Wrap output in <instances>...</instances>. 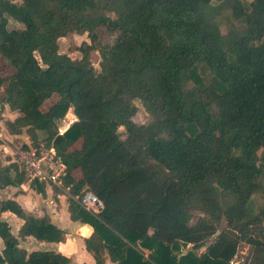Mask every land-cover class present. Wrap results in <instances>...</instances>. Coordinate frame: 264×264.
Here are the masks:
<instances>
[{
	"label": "trees",
	"instance_id": "obj_1",
	"mask_svg": "<svg viewBox=\"0 0 264 264\" xmlns=\"http://www.w3.org/2000/svg\"><path fill=\"white\" fill-rule=\"evenodd\" d=\"M211 2L0 0V55L13 68L0 76V108L21 114L7 128L25 129L33 143L45 132L43 147L64 166L54 191L67 190L69 218L90 228L83 243L95 264L105 256L116 264H264V207L248 206L255 191L264 193L257 154L264 150V0H222L243 20L225 35ZM9 18L23 27L8 29ZM99 27L116 32L115 40L95 47ZM69 32L90 40L78 61L58 52L57 39ZM198 64L211 73L208 83ZM134 100L147 123L133 121ZM69 108L76 120L58 134ZM24 177L15 162L0 166V188ZM44 184L52 183L31 182L37 192ZM84 191L100 200L97 212L81 205ZM2 212L22 220L16 235ZM181 230L189 234L180 238ZM26 237L60 242L64 230L2 199L0 264L70 263L59 251L20 247ZM240 244L248 253L235 262Z\"/></svg>",
	"mask_w": 264,
	"mask_h": 264
},
{
	"label": "rangeland",
	"instance_id": "obj_2",
	"mask_svg": "<svg viewBox=\"0 0 264 264\" xmlns=\"http://www.w3.org/2000/svg\"><path fill=\"white\" fill-rule=\"evenodd\" d=\"M16 3H21L22 0H13ZM243 3L245 5L248 4V2L250 0H242ZM211 4L213 6H220V8H215L214 9V18L220 28V31L223 35L226 34L227 30L232 29V28H237L240 29L241 27H243V20L240 19H235L231 12L230 9L225 6V4L222 2V0H212ZM110 17H114V13L113 12H108L107 13ZM23 25L11 18L8 19V23H7V28L11 29V28H22ZM97 41L95 42L94 46L95 47H99V45L101 44H106V43H112L115 38H116V32H112L109 31L107 29H105L104 27H99L97 29ZM85 43H90V40L87 37V33L86 32H69L67 33L65 36L59 37L57 39V44H58V52L59 53H64L67 54L71 59L78 61L81 59L82 57V51L80 50V47L82 45H84ZM37 56V54H36ZM88 59L89 62L91 63V65L94 67V69L96 71H99V54L98 51H94L91 50L88 53ZM13 72V68L11 67V65L9 64V62L4 59L1 55H0V76L1 77H7L9 76L11 73ZM197 73L199 75V77L201 78L202 82L204 83H208L211 80V73L209 72L208 68L206 66H204L203 64H198V69H197ZM190 84H192V82L190 81ZM2 89V86H0V91ZM58 97L57 94H52L51 97H49L47 100H45L43 102V104L40 106L41 110H45L54 100H56V98ZM134 104L137 106V111L134 114V116L132 117L133 121H135L136 123H147L151 117L149 115V113L144 109V107L142 106L141 102L139 100H134ZM12 114L14 115V117H18L21 114L18 112H14V111H10V110H3L2 107L0 108V124L2 127V132L8 134V132L6 131L7 129V121L6 119H8V117H10L9 115ZM70 111L69 113L64 116L63 119L68 120V118H70ZM62 120V119H61ZM59 120L56 122V130L58 131V126L62 124V121ZM118 132L120 133L121 137L124 138L126 136L125 130L122 126H120L118 128ZM19 138L17 139H12L9 140L8 138H4L3 140H0V166L1 164L4 162V160H9L8 163L13 162V156H12V151L19 148V147H24V145L28 142L30 143L33 147L38 148L40 146H44L45 145V137L46 134L45 132L42 131H37L36 132V136L37 139L35 140V142H31V140H29V134L26 132L25 129L21 130ZM6 137V136H5ZM27 138V142L26 141ZM80 146V141H77L73 144L72 148H78ZM258 156H259V160L261 162H264V150L259 149L257 152ZM14 163V162H13ZM79 173V170H78ZM75 177H77L79 174H77V172L74 173ZM26 178L24 177V182H26ZM23 182V183H24ZM31 183V182H30ZM12 194V190L10 191L9 188H5V189H0V201L6 197H9ZM40 197V196H38ZM68 198H69V194L67 192L66 189H64V191H62L61 194L59 195H55L54 192L50 193L48 192V194H46V192L42 195L41 198H37L35 197V195L30 194L29 197L26 198L25 203L30 206L31 208L35 210L34 215L38 216V214H41V212H48L51 213L55 216V220H57L60 225H58L59 227H61L62 229L65 228V232H64V237L63 240L61 241V245L60 247H64L67 249L72 250L75 254L81 250V244H80V239L79 236L81 237L84 233H85V228L81 227V225L76 224V226H73L74 224H71L67 219L66 216L64 214V210L67 209L68 210ZM50 199V200H49ZM52 200V201H51ZM51 204V205H49ZM57 204V205H55ZM249 208L254 211L257 212L259 209L264 207V193L262 190H257L255 191L249 200L248 203ZM36 208V209H35ZM11 214H7L6 218L8 220H10ZM192 220L191 223H193L195 221V218ZM67 220V221H66ZM11 221V228L13 230V232H16V224ZM200 231V230H199ZM79 234V235H78ZM187 231L186 230H181L180 234L178 235L180 238H183V236H186ZM1 241V240H0ZM42 243V244H40ZM47 245L46 248H51L54 249V247H50V245H58V242H45V241H35L34 238L29 237L23 240L19 241V245L21 247L26 248L27 250H32V249H37V248H42L44 245ZM83 244V242H82ZM191 247L190 244H181V250L185 251L187 249H189ZM248 249L249 247L246 244H240L237 250V254L234 257V261L235 262H239L242 259H244L248 253ZM55 250V249H54ZM202 249H199L197 251V253H199ZM147 252V251H145ZM74 255V254H73ZM71 264H78L75 263L74 261ZM84 264V263H82Z\"/></svg>",
	"mask_w": 264,
	"mask_h": 264
},
{
	"label": "built area",
	"instance_id": "obj_3",
	"mask_svg": "<svg viewBox=\"0 0 264 264\" xmlns=\"http://www.w3.org/2000/svg\"><path fill=\"white\" fill-rule=\"evenodd\" d=\"M70 111L68 120L62 118V124L58 126V134L63 133L75 120L72 108H69L65 116ZM12 161L17 163L23 171L26 182H44L60 185V176L64 166L55 156L54 149L44 148L43 145L35 148L32 145L19 147L12 151ZM81 205L88 211L97 212L101 208L100 200L91 192L84 191L80 199Z\"/></svg>",
	"mask_w": 264,
	"mask_h": 264
},
{
	"label": "crops",
	"instance_id": "obj_4",
	"mask_svg": "<svg viewBox=\"0 0 264 264\" xmlns=\"http://www.w3.org/2000/svg\"><path fill=\"white\" fill-rule=\"evenodd\" d=\"M2 109L3 110L6 109L7 111L9 110L8 107H7V105H5V104L2 106ZM9 116L10 117H8V119H6V120H13L15 118L14 115H12V114H10ZM0 126H1V124H0ZM6 131L8 132V134L2 132V127H0V140H3V137L4 138H8L9 140H12L13 138L14 139H17V138L21 137L20 136V133L19 134L18 133L15 134V133L11 132L8 128L6 129ZM25 142H27V138H26V141ZM8 161L9 160H4V162L1 164V166L7 165L8 164ZM53 185L56 186V187H60L59 184L58 185H56V184H44L43 192H37L31 186V183L30 182L29 183L28 182H24L20 186H7L5 188H9L10 191L12 190V194L9 197H6V198H13V199H15L26 211L31 212V213L34 214L35 213V210L31 208V205L28 206L25 203L26 198L29 197L30 194H32V193L37 198H41L42 195L45 192H46V194H48V192H50V193H53L54 192L55 195L61 194V193H58V192L54 191V186ZM5 188H0V189H5ZM38 196H40V197H38ZM6 198H4V199H6ZM49 205H51V204H49ZM55 205H57V204H55ZM7 214H11L10 220H12L16 224V229H15L16 232L15 233L13 232V230L11 228L12 234L16 235L17 234V231H18V228H19V226L22 223V220L20 218L16 217L14 214L10 213V212H2L1 213V217L3 219H5L9 223L10 227H11V221L6 218V215ZM64 214L66 216V219L71 224H74L73 226H76V224H79V225H81V227H84L85 228V233L81 237L79 236L80 244H81V250L78 252V254L77 253L75 254L70 249H67V248H64V247H60L61 241L58 242V245H56V246L55 245H50V247H54L55 250L54 249H51V248H46L47 245H45V244H43L44 246L42 248H37V249H40V250H42V249H44V250L45 249H48V250H54V251H59L61 253H64V254H66L70 258V263L69 264H71L73 261L75 263H78V264H82V263H84V264H95L92 256L84 249V243L82 244L83 237L87 236L90 233V228L86 224H82V223H80L78 221L71 220L69 218V212L67 211V209L64 210ZM42 215H47L50 218L51 222H53L55 225H57V226L60 225V223L57 220H55V216L53 214L48 213V212H46V213L45 212H41V214H38V216H42ZM63 230H64V232L66 231L65 228ZM65 234H66V232H65ZM26 238H29V237H26ZM26 238H24V239H26ZM0 240H1V238H0ZM20 240H23V239H19V241ZM35 241L38 242V240H35ZM40 244H42V243H40ZM2 247H3V243H2V240H1L0 241V250L2 249ZM37 249H32V250H37ZM28 251H31V250H28ZM103 264H116V263L110 261L107 258V256H105L104 263Z\"/></svg>",
	"mask_w": 264,
	"mask_h": 264
}]
</instances>
